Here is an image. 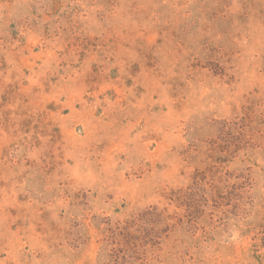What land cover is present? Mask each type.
<instances>
[{
	"label": "rangeland",
	"instance_id": "374dc122",
	"mask_svg": "<svg viewBox=\"0 0 264 264\" xmlns=\"http://www.w3.org/2000/svg\"><path fill=\"white\" fill-rule=\"evenodd\" d=\"M0 264H264V0H0Z\"/></svg>",
	"mask_w": 264,
	"mask_h": 264
}]
</instances>
